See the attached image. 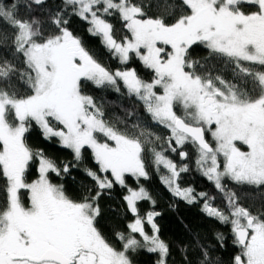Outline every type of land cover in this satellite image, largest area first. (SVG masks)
Listing matches in <instances>:
<instances>
[{
	"label": "snow or ice",
	"instance_id": "6c2138e0",
	"mask_svg": "<svg viewBox=\"0 0 264 264\" xmlns=\"http://www.w3.org/2000/svg\"><path fill=\"white\" fill-rule=\"evenodd\" d=\"M46 4L0 0V264H133L140 251L168 264L171 248L156 223L161 213L140 184L150 178L146 155L175 200L198 204L230 226L237 251L227 264H264V211L245 207L226 183L264 201V0H62V7L39 15ZM71 16L88 25L120 67L94 57L71 30ZM113 17L126 30L119 39ZM194 46L207 50L203 63L193 59ZM133 59L149 79L129 66ZM210 61L229 65L233 80L215 74ZM89 83L125 96L133 109L110 120L105 101L84 91ZM34 126L71 150L72 167L90 150L96 167L84 172L95 194L74 198L52 181L50 174L66 175L70 165L29 145ZM186 145L195 152V170L222 195L223 209L209 193L181 184L190 171ZM33 164L38 176L29 180ZM117 186L127 192L131 216L116 234L119 247L98 227L99 198ZM143 201L153 210L141 214ZM225 239L216 234L219 247ZM193 244L197 264H225L213 246L198 238ZM191 247L182 250L185 264H193Z\"/></svg>",
	"mask_w": 264,
	"mask_h": 264
},
{
	"label": "trees",
	"instance_id": "16d2710c",
	"mask_svg": "<svg viewBox=\"0 0 264 264\" xmlns=\"http://www.w3.org/2000/svg\"><path fill=\"white\" fill-rule=\"evenodd\" d=\"M148 2V0H146ZM154 2V0H153ZM175 3V0H172ZM62 7V0H47V4L37 10L39 15H45L49 11H55ZM156 9H152L150 14L154 13ZM23 14V12H22ZM111 23L114 25L115 35L119 39L126 34L120 20L116 17L111 18ZM70 28L79 36L87 49L94 55V57L106 67L115 70L120 67L118 60L114 58L104 48L99 37L91 35L87 29L88 25L75 16L70 18ZM191 51L193 59L203 63L208 59V52L203 46H194ZM130 67L136 68L137 72L145 79L150 78V73L143 69L140 62L133 59ZM210 66L213 67L215 74L221 75L225 80L232 81V69L229 65L221 64L219 61H210ZM84 91L97 99L105 101L106 113L110 120L115 121L117 118H125V109L132 110L133 102L125 96L116 93L112 90H101L90 83L84 88ZM137 116L144 119L143 109L139 105H135ZM151 131L164 136L166 130L161 127L152 126ZM28 143L34 149H42L47 157L52 159L57 165H70V171L66 175L57 177L55 174H50L54 183L62 184L66 193L76 198L80 197L87 191L95 194V184L87 177L84 172L85 168L95 169L96 165L91 158L90 150L85 151L84 160L76 164L73 159L71 150L63 148L58 139L53 138L46 140L37 127L28 135ZM185 150L189 153L188 165L190 171L182 175L181 184L185 186H192L197 192H206L215 197V205L220 208L225 207V201L222 195L214 188L212 182L208 181L206 177L195 170V152L190 145L185 146ZM177 163H183L179 157L173 154L171 156ZM146 164L150 174L147 180H141L140 184L144 186L155 199V211L161 213L156 217V223L160 228L161 238L170 245L171 252L168 258V264H185L183 249L187 246L190 248L189 258L193 264H197L198 253L195 251L194 239L198 238L201 243H206L215 249L213 255L225 261L231 258L237 251L232 242V235L230 226L221 224L215 219L207 217L198 204L188 205L182 201L175 200L167 191L160 180V173H157L151 165L150 155H146ZM37 165L33 164L29 169L28 179L37 178ZM130 187L136 188L137 184L133 178L128 179ZM228 187L237 191L241 196V203L245 207H249L256 211H264V201L261 200L259 193L251 191H244L231 182L226 181ZM3 180L0 179V201L3 197ZM127 195L125 189L117 186L110 192H106L99 198L100 216L98 217V227L105 236H107L112 243L119 247L116 240V234L126 231V225L131 220L130 214L127 212L126 203L123 197ZM174 205V207H173ZM141 214L153 210V205L150 201H143L139 204ZM222 233L225 236L224 247H219L216 244V234ZM133 264H156L158 255L148 253L147 251H140L133 255Z\"/></svg>",
	"mask_w": 264,
	"mask_h": 264
},
{
	"label": "rangeland",
	"instance_id": "374dc122",
	"mask_svg": "<svg viewBox=\"0 0 264 264\" xmlns=\"http://www.w3.org/2000/svg\"><path fill=\"white\" fill-rule=\"evenodd\" d=\"M209 139H211V138L209 137Z\"/></svg>",
	"mask_w": 264,
	"mask_h": 264
}]
</instances>
